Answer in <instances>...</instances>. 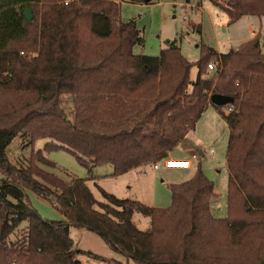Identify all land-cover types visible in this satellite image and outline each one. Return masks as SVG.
Here are the masks:
<instances>
[{
  "label": "trees",
  "instance_id": "16d2710c",
  "mask_svg": "<svg viewBox=\"0 0 264 264\" xmlns=\"http://www.w3.org/2000/svg\"><path fill=\"white\" fill-rule=\"evenodd\" d=\"M207 1L229 25L264 18V0ZM123 2L142 0H0V264H82L76 257L92 254L74 246L72 228L98 236L125 264H264L259 35L220 54L202 45L195 64L177 39L158 56L135 55L142 38L133 21H120ZM212 61L217 65L209 73ZM215 94L233 99L232 112L216 108L229 130L225 218L212 215L214 184L199 167L191 178L170 183V204L156 207L102 188L98 201L85 179L65 182L39 166H52L43 153L55 150L86 167L109 164L113 177L153 165L194 129ZM17 137L23 146L50 142L16 165L7 150ZM25 190L53 197L62 220H44ZM135 212L149 218L148 230L133 223ZM22 223L24 234L12 241Z\"/></svg>",
  "mask_w": 264,
  "mask_h": 264
},
{
  "label": "rangeland",
  "instance_id": "374dc122",
  "mask_svg": "<svg viewBox=\"0 0 264 264\" xmlns=\"http://www.w3.org/2000/svg\"><path fill=\"white\" fill-rule=\"evenodd\" d=\"M144 1L142 0L140 4L127 3L120 7V21L122 23L133 21L142 38V43L133 47L135 55L158 56L167 41L177 39L182 55L189 62L195 64L201 57L202 45L215 50L217 53H224L228 45H222L223 40H226L229 35H233L235 38L243 36L247 32L245 20L235 24V26L229 25L224 12L207 0H190L191 4L197 6L200 2L202 3L203 8L198 9L196 12H192L189 8L183 11L167 3H159L160 0H150L148 5ZM183 16L186 21L183 20ZM223 20L226 22L224 23ZM224 29H226V32H223ZM262 34V38H264V27ZM233 46L235 47L236 44ZM21 55H26V53ZM27 55L31 57L32 53ZM211 63H214L216 67L215 61ZM197 72V67L194 65L189 74L191 83L196 80ZM212 72L209 71V73ZM228 139L229 130L223 120L216 127L205 124L203 120L197 123L194 130L186 134L184 142H181L175 148L179 152L176 153L180 158H191L193 151L188 150L195 148L194 144L197 146L194 154H203V157L195 161L193 167L189 170H165L162 164L159 163L158 170H153L152 165H143L135 173L123 177H113L111 165L86 167L65 150L44 152V158L52 166H39L44 171L59 177L65 182H70L74 178L85 179L98 201H103L100 188L107 191L111 190L120 197L124 195L125 197H132L135 193L140 192L146 194L154 192L157 202L165 205L158 207H166L170 204V183H177L191 178L195 173V169L199 167L203 175L214 184L216 196L211 203L212 215L216 218H225L228 215L227 186L229 172L226 166ZM49 142L48 139H38L30 146H23L20 138L17 137L8 146L9 160L16 165H26L31 154L43 151L44 146ZM1 180L2 177H0V182ZM25 196L28 203L44 220H62L63 217H61L53 197H42L31 190H25ZM132 220L139 230H148L149 218L147 216L135 212ZM25 226L26 223H22L10 239L13 241L21 237L24 234ZM71 238L73 242H76V247L92 254V256H77L76 260L82 264H106L96 256L106 259L111 258L122 264L126 263V258L112 252L98 236L92 233L84 230L82 237H79L78 230L72 228ZM129 264L133 263L130 262Z\"/></svg>",
  "mask_w": 264,
  "mask_h": 264
},
{
  "label": "crops",
  "instance_id": "0c3cea01",
  "mask_svg": "<svg viewBox=\"0 0 264 264\" xmlns=\"http://www.w3.org/2000/svg\"><path fill=\"white\" fill-rule=\"evenodd\" d=\"M128 2H123V3H121L120 4V7L122 6V5H126ZM141 3V2H140ZM139 3V4H140ZM144 3L146 4V5H148V4H150V0H145L144 1ZM130 4H133V3H130ZM214 6V5H213ZM203 7H202V3L200 2V4H199V6H198V9H202ZM226 18H227V16H226ZM226 20V19H225ZM225 20H223L224 21V23L227 21V23H228V18H227V20L225 21ZM242 20H245L244 21V23L246 24V28H247V32H246V34H244L243 36H237V37H233V35H229L228 37H227V39L226 40H223L221 43H222V45H228V47H227V49L225 50V52H227V51H229L232 47L234 48V44H236V46H238L239 44H241V43H243V42H245V41H248L249 39H251V38H253L254 36H256L257 34L259 35V37H260V41H261V51H262V53H264V51H263V49H264V38H262L263 37V34H262V30H263V27H264V18H256V17H243L242 19H240L238 22H236L235 24H238L239 22H242ZM235 24H232L231 26H235ZM223 32H226V29H224L223 30ZM235 46V47H236ZM220 54V53H219ZM201 120H203L204 121V123L205 124H211V125H213V127H216L217 126V124H220V123H222V120H223V118L221 117V115L219 114V112H218V110L216 109V108H214V107H212V106H208L205 110H204V112L202 113V115L199 117V119H198V121L196 122V124H195V127H196V125H197V123H199ZM223 122H224V124L226 125V123H225V121L223 120ZM227 126V125H226ZM194 127V128H195ZM194 130V129H193ZM192 130V131H193ZM189 132H191V131H189ZM186 136V135H185ZM184 139H185V137L178 143V145L179 144H181V142H184ZM177 145V146H178ZM176 146V147H177ZM175 147V148H176ZM194 147L195 148H192V149H189L188 151H193L192 152V154L191 155H193L194 154V151L197 149V146H196V144H194ZM198 149H199V147H198ZM177 151L174 149L172 152H170L168 155H169V158H173V159H189V158H186V157H182V158H180L178 155H177V153H179V152H177ZM202 154V153H201ZM176 155V156H175ZM138 168H140V167H138ZM138 168H135V169H131V170H129L128 172H126L125 174H123V175H120V176H118V177H123V176H125V175H128V174H130V173H135L137 170H138ZM165 169V168H164ZM154 170V169H153ZM158 170V169H157ZM165 170H169V169H165ZM182 181H185V180H182ZM182 181H179V182H182ZM179 182H177V183H179ZM105 191H107V190H105ZM107 192H110V193H112V194H114L116 197H118V198H130V199H135V200H138V201H141L142 203H144V204H146V205H148V206H156V207H158V206H165L164 205V203H158L157 202V198L155 197V194H154V192L153 193H150V194H146V193H135L134 195H132V197H125V195L123 196V197H120V196H118L116 193H114L113 191H107ZM216 193V192H215ZM144 196H146V197H144ZM213 199H215V198H213ZM212 199V200H213ZM212 200H211V203H212ZM211 203H210V209H211ZM156 204V205H155ZM159 204H161V205H159ZM60 215H61V217H63V215L60 213ZM133 218V217H132ZM76 230H78V235H79V237L81 236L82 237V232L84 231V230H80V229H76ZM73 244H74V246H77V244H76V242H73ZM79 248V247H78ZM111 259V258H110Z\"/></svg>",
  "mask_w": 264,
  "mask_h": 264
},
{
  "label": "built area",
  "instance_id": "2783aa9c",
  "mask_svg": "<svg viewBox=\"0 0 264 264\" xmlns=\"http://www.w3.org/2000/svg\"><path fill=\"white\" fill-rule=\"evenodd\" d=\"M159 3H167L175 8H178L180 10H186L189 8L192 12H196L198 10V6L195 4H191L190 0H160ZM67 4V2H65ZM183 20L186 21V18L183 16ZM22 54V53H21ZM216 62V61H215ZM217 65V62H216ZM209 71H213L215 69V64L210 63L207 66ZM210 98V97H209ZM209 102V100H208ZM210 105V104H209ZM233 108L230 105H227L225 107H222L221 111L224 113H230L232 112ZM201 157H203V154H193L191 158L189 159H173V158H166L163 159L160 162H157L152 165L154 170L158 169V164L161 163L162 167L169 170H189L193 167V163L195 161H198Z\"/></svg>",
  "mask_w": 264,
  "mask_h": 264
},
{
  "label": "water",
  "instance_id": "95a60500",
  "mask_svg": "<svg viewBox=\"0 0 264 264\" xmlns=\"http://www.w3.org/2000/svg\"><path fill=\"white\" fill-rule=\"evenodd\" d=\"M23 17L25 18L26 21H31L32 19V12L29 8L25 9L23 12ZM233 102V99L227 96H222V95H212L209 98V104L210 106L214 108H222L227 105H231Z\"/></svg>",
  "mask_w": 264,
  "mask_h": 264
}]
</instances>
